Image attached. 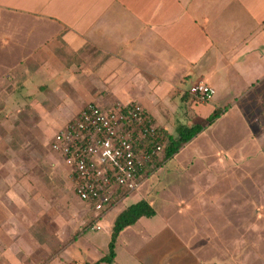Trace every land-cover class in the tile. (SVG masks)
<instances>
[{
  "label": "crops",
  "instance_id": "0c3cea01",
  "mask_svg": "<svg viewBox=\"0 0 264 264\" xmlns=\"http://www.w3.org/2000/svg\"><path fill=\"white\" fill-rule=\"evenodd\" d=\"M199 82L213 87L216 97L226 96L201 105L207 122L238 98L264 96V0H0V119H17V129L5 122L1 146L29 133L28 113L39 116L33 135L44 140L51 130H60L57 135L73 123L61 124L57 116L66 113V119L90 104L106 110L140 105L156 124L148 110L153 98L183 99ZM236 107L214 124L235 111L230 124H250L264 144V118L254 128L238 117ZM6 151L15 154L13 148ZM8 182L0 181V264H96L109 255L116 219L135 205L119 210L102 241L89 233L100 231L97 227L132 194L99 213L80 200L72 180L71 206L64 217L48 220L53 190L19 186L17 191ZM20 191L43 193V201L16 198ZM79 213V226L85 220L91 224L81 234L74 219ZM157 217L142 218L121 233L114 264L239 263L242 231L236 222L229 221L235 235L226 239L213 218L164 217L156 229L144 224ZM185 221L193 225L192 234ZM72 234L78 237L70 242Z\"/></svg>",
  "mask_w": 264,
  "mask_h": 264
},
{
  "label": "rangeland",
  "instance_id": "374dc122",
  "mask_svg": "<svg viewBox=\"0 0 264 264\" xmlns=\"http://www.w3.org/2000/svg\"><path fill=\"white\" fill-rule=\"evenodd\" d=\"M200 83L208 84L199 82L191 86L183 99H180L181 96L173 95V98H153L154 105L148 103V110L156 124H159V128H164L170 135L177 137L176 129L181 125L187 127L197 124L209 125L207 115L199 110L202 104L194 101L190 94L191 89ZM222 95L216 97L215 92L214 98L223 101L226 96ZM230 99L232 98L227 97L225 101ZM258 99L260 103L256 98H238L234 104L223 108L225 110L223 115L231 110L232 106H237L238 117L257 128L264 118L261 111L262 106L264 108V96ZM83 110L80 108L77 114H72L66 119V113H61L62 116L57 117L58 120L62 117L61 124H69L77 120ZM199 116L202 118L198 121L196 118ZM9 117L10 119L7 118L5 121L2 119L5 117H1L0 133L6 130L7 120H10L8 124L11 126L15 124L17 129L16 117L13 118V115ZM28 117L29 120L33 119L30 122L35 124V129L32 125L29 133L16 137L12 144L8 142L6 147L0 145V181L9 180L10 185L19 188L17 191L20 190L19 186H43L53 190L49 193L46 217L48 220L64 217L67 205L71 206L73 202L74 188L71 168L65 159L61 160L51 148V141L60 130H51L48 138L43 140L41 135L38 137L33 135L37 130L36 120L39 116L28 113ZM231 117L208 126L206 134L195 138L174 158L159 167H152L153 173L141 184L139 190L112 211L101 223L100 231L90 232L89 235L97 234L101 236V240L106 238L109 232L111 233L112 221L120 209L124 210L133 204L146 201L156 210L158 217L153 221L146 219L144 224H149L155 229L163 223L161 220L164 217L173 219L207 217L214 219L213 222L217 224V228L223 230L225 238H234L235 232L228 228L235 225L228 224L229 221L236 222L242 231L237 242L240 252L238 264H264V144L260 138L252 135L250 124H230ZM9 147L15 150V154L11 155V151H6ZM15 196L36 204L43 201L39 199L43 196L40 192L20 191L15 192ZM81 217L82 213L74 217L80 234L86 231V226L91 225L85 220L81 221L79 226L78 220H81ZM236 219L240 222L235 221ZM188 223L190 222L185 223L186 226L183 227L187 233L192 234L193 225L188 226ZM73 234L69 237L70 242L78 235ZM224 242V245L230 244L229 241ZM100 243L102 245L103 242ZM83 244H80L81 248Z\"/></svg>",
  "mask_w": 264,
  "mask_h": 264
},
{
  "label": "built area",
  "instance_id": "2783aa9c",
  "mask_svg": "<svg viewBox=\"0 0 264 264\" xmlns=\"http://www.w3.org/2000/svg\"><path fill=\"white\" fill-rule=\"evenodd\" d=\"M190 94L197 103L206 104L213 100L215 91L200 83ZM163 138L159 126L140 105L106 110L90 104L55 136L51 148L71 168L80 200L104 213L138 191L154 161L164 155Z\"/></svg>",
  "mask_w": 264,
  "mask_h": 264
},
{
  "label": "trees",
  "instance_id": "16d2710c",
  "mask_svg": "<svg viewBox=\"0 0 264 264\" xmlns=\"http://www.w3.org/2000/svg\"><path fill=\"white\" fill-rule=\"evenodd\" d=\"M224 111L216 110L208 119L209 125L214 124L218 119H220L223 115ZM76 121V120H75ZM73 121V122H75ZM163 133V144L165 147V152L163 156V160L161 162L154 161V168L157 166H161L164 162L169 161L174 158L176 155L180 153V151L190 142H192L196 137L206 131L207 126L201 125H193L191 127H187L185 125H181L177 129V137H173L170 135L164 128H161ZM154 169H151L147 175V178L153 173ZM157 215L156 210L146 201H141L128 209H126L122 214L116 219L113 230H112V239L110 243V252L109 255L102 259L101 263L114 264V259L116 257L115 249L116 243L121 235V233L128 227L135 225L142 218H153ZM78 236H75L76 239Z\"/></svg>",
  "mask_w": 264,
  "mask_h": 264
}]
</instances>
